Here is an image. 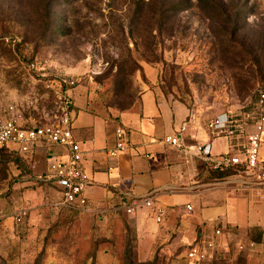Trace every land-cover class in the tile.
Here are the masks:
<instances>
[{
  "label": "rangeland",
  "instance_id": "1",
  "mask_svg": "<svg viewBox=\"0 0 264 264\" xmlns=\"http://www.w3.org/2000/svg\"><path fill=\"white\" fill-rule=\"evenodd\" d=\"M243 1L245 20L226 33L225 25L205 20L191 3L162 23L157 0L154 18L148 0H65L50 7L48 19V0H0V116L13 107L25 127L55 120L68 87L63 79L104 116L137 108L152 87L207 124L221 113H253L264 92V0ZM226 10L236 13L234 6ZM235 29L231 44L226 35ZM33 62L42 70L30 71ZM17 164L16 155L0 157V264H128L126 253L140 261L135 228L122 213L93 221L80 209L52 210L44 205L51 196L40 199L34 186L21 187ZM21 209L29 216L16 223ZM218 258L199 264H256L242 253Z\"/></svg>",
  "mask_w": 264,
  "mask_h": 264
},
{
  "label": "crops",
  "instance_id": "2",
  "mask_svg": "<svg viewBox=\"0 0 264 264\" xmlns=\"http://www.w3.org/2000/svg\"><path fill=\"white\" fill-rule=\"evenodd\" d=\"M66 94L72 103V133L83 152L82 167L91 179L84 193L91 208L87 220L105 221L122 213L135 228L142 262L158 255L170 264H192L188 251L206 243L215 245L214 257H234L245 236L259 248L251 261L264 264V185L251 184L249 174L217 178L212 164L197 153L187 156L166 143L175 136L187 146L211 145L212 154L221 156L236 150L242 138L231 141L214 135L209 128L214 119L208 124L200 121L187 105L168 100L158 87L146 88L137 108L110 116L94 112L83 91L70 89ZM224 114L215 119L223 121ZM20 124L24 128L36 125ZM184 126L187 130L182 132ZM118 127L126 130L129 149L111 159L108 151L115 146ZM2 154L19 158L21 164L15 167L22 188L34 186L40 199L47 195L52 202L60 199L50 167L55 161L67 160L66 147L39 144L32 152L22 153L10 144ZM260 156L264 160V136ZM149 195L167 211L161 224L144 206L132 217L122 210L125 199ZM26 197L27 203L34 200L31 193ZM216 231L221 234L217 236Z\"/></svg>",
  "mask_w": 264,
  "mask_h": 264
},
{
  "label": "built area",
  "instance_id": "3",
  "mask_svg": "<svg viewBox=\"0 0 264 264\" xmlns=\"http://www.w3.org/2000/svg\"><path fill=\"white\" fill-rule=\"evenodd\" d=\"M41 65L33 62L28 68L30 71H41ZM45 76V75H42ZM65 87L74 86L73 81L61 80ZM66 90L61 93V106L59 115L55 120L47 123H38L34 127L24 128L18 117L16 110L10 107L4 116H0V155L10 145L15 144L20 152H32L39 144L47 147L61 146L68 149V158L64 161H55L50 169L54 174L55 183L60 189L61 197L58 201L44 203L56 211L63 209H80L91 211L88 207V201L84 195L86 188L91 184L90 176L82 167L83 152L81 146L75 141L72 133L71 100L67 96ZM258 103L255 112L243 114L241 117L226 113L222 115L224 120L214 119L209 128L216 136H225L231 141L242 138L243 143L226 155L214 156L211 145L187 146L180 138L168 137L166 143L171 144L177 149L186 153L187 156L192 151L198 156L212 164L214 170H228L238 168V174H249L253 178L251 184L256 183L264 185V160L261 159L260 150L264 136V92H259ZM187 127L182 128L185 132ZM116 143L113 149L108 151L111 159L117 158L129 149V140L124 128L116 129ZM110 171L113 169L110 168ZM250 185V184H248ZM144 206L152 210L155 221L158 224L164 222L167 211L157 205L153 196L142 197L138 199L122 202V210L126 216L135 215L136 209ZM188 212L192 211L191 206H187ZM29 216V210L21 209L14 214L16 223H22ZM220 231H216L219 236ZM258 245L250 239L242 236V242L238 250L248 258L259 250ZM215 245L213 243L197 244L187 253V260L190 263L199 264L212 260L214 258ZM264 251V244L261 246Z\"/></svg>",
  "mask_w": 264,
  "mask_h": 264
},
{
  "label": "trees",
  "instance_id": "4",
  "mask_svg": "<svg viewBox=\"0 0 264 264\" xmlns=\"http://www.w3.org/2000/svg\"><path fill=\"white\" fill-rule=\"evenodd\" d=\"M61 2L63 4L65 0H48L46 3V7H44V19L50 18V7L54 9V6L57 2ZM159 3V12L157 13L159 18L162 20V23H166L170 20H172L176 16V12H178L176 9H179L180 11L182 8H184V3L190 4V8L195 9L200 16H202L205 20H208L209 22H212L214 24H219L221 28L224 27L225 25V31L226 33L229 32V27L232 24H238L240 21H244L243 15L247 13V3L244 2L243 0H229L228 3L224 2L222 0H180L176 4H172L168 6L169 0H157ZM145 6L149 7V12L152 14L151 18H154L153 16L155 13L152 11L153 7V0H148V2L145 4ZM229 6H234L236 8V13L235 15H227V10ZM179 11V12H180ZM255 9H252L251 12H254ZM259 22L262 24L263 28L261 31L262 34V39L260 41L264 42V18L260 17ZM223 24V25H222ZM236 26V25H235ZM45 28L47 30H50L51 24L46 22L45 23ZM238 35V33L235 32L227 34V40L231 44L235 42V37ZM230 53H233V51L230 49ZM260 82L264 84V76L262 75L260 77ZM64 91L66 89H63ZM4 154H2L0 157H2ZM238 168H231L228 170H215L213 175L217 178H225V177H230L233 175L238 174ZM127 255V262L128 264H158L159 262V256L156 255L152 260L142 262H134L131 258H129L131 255ZM217 257H214L212 261H217L219 260ZM129 258V259H128ZM35 264H40L39 261H37Z\"/></svg>",
  "mask_w": 264,
  "mask_h": 264
}]
</instances>
